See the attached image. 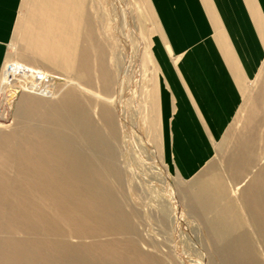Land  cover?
<instances>
[{"label":"rangeland","instance_id":"1","mask_svg":"<svg viewBox=\"0 0 264 264\" xmlns=\"http://www.w3.org/2000/svg\"><path fill=\"white\" fill-rule=\"evenodd\" d=\"M77 16L91 21L95 44L111 79L108 93L99 85L100 65L95 57L90 59V79L83 87L91 94L74 87L61 89L64 81L78 82L73 72L64 71L54 61L64 55L65 33ZM156 34L147 0H20L0 73V178L12 174L4 149L23 126L19 111L27 92L20 81V66L32 72L43 69L62 79L53 101L65 91L76 92L99 127L100 103L108 108L113 134L105 137L113 145L115 161L109 184L125 212L138 209L132 224L145 243L156 244L161 255L172 253L177 264H222L223 258L264 264V60L256 79L243 89L240 110L217 145L212 166L190 182H176L159 149V74L151 54ZM225 219L231 228L219 239V234L209 231L210 225L217 220L223 228L220 221ZM108 240L71 239L68 244ZM142 248L155 255L151 248Z\"/></svg>","mask_w":264,"mask_h":264},{"label":"bare ground","instance_id":"2","mask_svg":"<svg viewBox=\"0 0 264 264\" xmlns=\"http://www.w3.org/2000/svg\"><path fill=\"white\" fill-rule=\"evenodd\" d=\"M65 34L64 55L54 61L64 71L73 72L78 82L64 81L61 89L74 87L89 94L83 87L90 79V59L95 57L100 65L99 85L108 93L111 79L95 44L91 21L77 16ZM19 77L27 95L19 111L23 126L4 149L12 174L0 178V264H177L172 253L161 255L156 244L142 240L132 224L138 209L125 212L109 184L115 161L113 145L105 137L113 134L108 108L100 103L99 127L76 92L65 91L53 101L62 79L43 69L32 72L26 65L20 66ZM173 203L180 210L175 200ZM208 204L206 201L204 206L210 213ZM220 223H224L223 228L214 220L209 229L219 234V239L231 228L226 219ZM98 237L110 240L68 244L71 239ZM142 246L151 248L155 255L143 252ZM220 262L248 264L224 258Z\"/></svg>","mask_w":264,"mask_h":264},{"label":"crops","instance_id":"3","mask_svg":"<svg viewBox=\"0 0 264 264\" xmlns=\"http://www.w3.org/2000/svg\"><path fill=\"white\" fill-rule=\"evenodd\" d=\"M147 1L157 26L159 149L173 180L186 183L212 166L243 89L259 73L264 0ZM19 8L20 0H0V73Z\"/></svg>","mask_w":264,"mask_h":264}]
</instances>
